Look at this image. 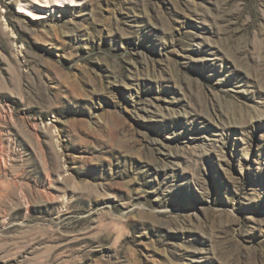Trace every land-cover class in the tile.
Masks as SVG:
<instances>
[{"label":"rangeland","instance_id":"rangeland-1","mask_svg":"<svg viewBox=\"0 0 264 264\" xmlns=\"http://www.w3.org/2000/svg\"><path fill=\"white\" fill-rule=\"evenodd\" d=\"M0 264H264V0H0Z\"/></svg>","mask_w":264,"mask_h":264}]
</instances>
